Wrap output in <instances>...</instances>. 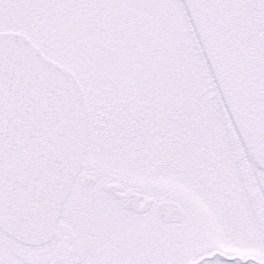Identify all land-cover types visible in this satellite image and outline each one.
Segmentation results:
<instances>
[{"label":"snow or ice","instance_id":"1","mask_svg":"<svg viewBox=\"0 0 264 264\" xmlns=\"http://www.w3.org/2000/svg\"><path fill=\"white\" fill-rule=\"evenodd\" d=\"M0 264H264V0H0Z\"/></svg>","mask_w":264,"mask_h":264}]
</instances>
